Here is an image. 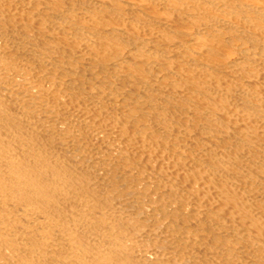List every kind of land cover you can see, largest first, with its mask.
<instances>
[{"label":"bare ground","instance_id":"obj_1","mask_svg":"<svg viewBox=\"0 0 264 264\" xmlns=\"http://www.w3.org/2000/svg\"><path fill=\"white\" fill-rule=\"evenodd\" d=\"M0 264H264V0H0Z\"/></svg>","mask_w":264,"mask_h":264}]
</instances>
